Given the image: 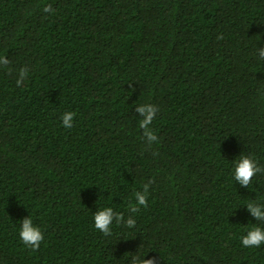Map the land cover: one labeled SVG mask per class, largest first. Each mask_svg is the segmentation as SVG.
<instances>
[{
    "label": "trees",
    "instance_id": "trees-1",
    "mask_svg": "<svg viewBox=\"0 0 264 264\" xmlns=\"http://www.w3.org/2000/svg\"><path fill=\"white\" fill-rule=\"evenodd\" d=\"M0 264H264V0H0Z\"/></svg>",
    "mask_w": 264,
    "mask_h": 264
}]
</instances>
